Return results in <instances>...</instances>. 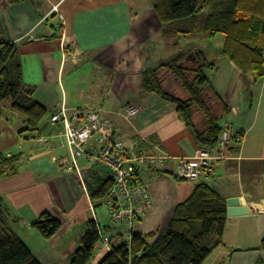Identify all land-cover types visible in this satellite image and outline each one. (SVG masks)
Instances as JSON below:
<instances>
[{
	"label": "crops",
	"instance_id": "obj_1",
	"mask_svg": "<svg viewBox=\"0 0 264 264\" xmlns=\"http://www.w3.org/2000/svg\"><path fill=\"white\" fill-rule=\"evenodd\" d=\"M214 3L220 5L203 18V34L201 15ZM154 6L155 0H0L5 40L19 45L25 83L35 89L34 100L48 114L41 129L28 131L29 136L24 134L23 116L21 124H15L13 131L20 139L0 155L18 156L19 161L15 171L0 179V200L9 225L42 264H71L91 219L115 243L129 242L127 234L132 231L154 243L200 183L215 188L226 199L227 208L229 199L240 198L250 210L249 215L228 217L222 243L209 261L264 264V79L254 82L224 57L225 36L216 49H208L220 34L210 35L207 18L234 9V3L212 0L200 15L197 32L190 36L201 35L207 44L200 52L208 65L204 70L212 88L207 98L217 109L215 116L244 140H233L229 159L195 182L177 178L178 159L192 157L201 149L193 130L181 121L178 105L143 90L145 70L167 64L182 52H178L179 43L172 42L180 36H163ZM164 75L166 80L159 75L164 90L187 101L186 90L173 73ZM221 101L229 107L228 115ZM128 105L141 108L130 121L123 117ZM92 108L102 109L111 118L114 134L132 155L153 152L167 157L152 168L157 175L140 172V181L151 184L153 207L131 226L99 223L91 188L112 179L113 173L106 166L75 160L65 141L64 124L52 122L62 109L71 118L78 109ZM204 128L205 124L200 130ZM45 212L62 222L50 240L32 228ZM110 252L97 246L91 264H100Z\"/></svg>",
	"mask_w": 264,
	"mask_h": 264
},
{
	"label": "trees",
	"instance_id": "obj_2",
	"mask_svg": "<svg viewBox=\"0 0 264 264\" xmlns=\"http://www.w3.org/2000/svg\"><path fill=\"white\" fill-rule=\"evenodd\" d=\"M230 1L234 3V9L210 14L206 30L210 35L223 34L224 57L243 74L252 76L253 81L258 82L264 79V0ZM211 2L212 0H155L154 8L163 25V36L187 37L196 33L200 15ZM183 60L182 53L167 64L145 70L143 90L156 93L178 105L179 117L193 130L198 146L214 151L218 148L224 126L218 122L221 117L211 114L206 106L208 89L212 88L208 76L203 72L206 58L202 52H197L200 67L195 70L197 75L192 83L188 79L189 69L183 66ZM160 69H168L173 73L189 93V100H181L164 90L158 73ZM34 90L25 83L19 45L5 40L0 19V117L7 108H11L26 119V131H39L48 114L45 107L34 100ZM215 96L218 97L216 93ZM220 103L224 114L228 115L229 107L222 101ZM194 107L208 111L204 130L197 129L194 124ZM18 161V156L0 155V179L15 171ZM113 181L112 178L98 188H91L92 201L107 200ZM101 205L100 203L99 207ZM227 211L226 199L212 186L200 183L190 198L177 207L171 223L154 243L132 231L129 242H114L112 251L100 264H207L222 243L229 219ZM32 228L43 238L50 240L59 233L62 222L45 212L34 222ZM99 240V225L91 219L71 264H91ZM0 264H42L9 225V214L2 202Z\"/></svg>",
	"mask_w": 264,
	"mask_h": 264
},
{
	"label": "built area",
	"instance_id": "obj_3",
	"mask_svg": "<svg viewBox=\"0 0 264 264\" xmlns=\"http://www.w3.org/2000/svg\"><path fill=\"white\" fill-rule=\"evenodd\" d=\"M140 109L138 105H128L123 117L133 120ZM52 122L64 124L65 141L75 160L92 166H106L112 171L114 181L105 201L110 219L116 224L130 226L144 219L153 207L154 196L151 184L141 182L139 174L146 170L151 176L157 175L152 168H157L167 157L153 152L132 155L123 139L114 134V124L102 109H78L71 118L67 116V110L62 109L52 117ZM235 139L243 142L244 137L224 126L216 150L199 149L192 157L178 159L177 177L195 182L204 175H211L217 164L229 159ZM75 166L77 168V164ZM99 233L98 248L112 251L113 238L100 226ZM127 236L131 238V232Z\"/></svg>",
	"mask_w": 264,
	"mask_h": 264
},
{
	"label": "rangeland",
	"instance_id": "obj_4",
	"mask_svg": "<svg viewBox=\"0 0 264 264\" xmlns=\"http://www.w3.org/2000/svg\"><path fill=\"white\" fill-rule=\"evenodd\" d=\"M219 5H220V3H218V4L214 3V5H212L210 8L205 9L204 13L201 15V20H200L201 33L205 34V31L203 29L205 22H204L203 18L207 15V13L210 9H217V7ZM180 37L181 38L176 39L177 41L175 39L174 40L170 39V40H173L172 42H178L179 43L180 49L178 50V52L182 51L179 55H181L182 53L184 54L183 62H185V63H183V66L189 69L188 79L192 83L193 80L195 79L196 75H197V71L195 72V70L200 65L199 61L197 60V52L203 50V48L206 47L207 44H206L205 38L202 37L201 35L192 36V37H194L193 39L191 36H189L187 38H182V36H180ZM218 37H220V39L213 40L212 41L213 43L211 45L212 47L209 46L208 49H211L213 51L212 48L216 49V45L219 42V40H224V35L220 34V35H218ZM153 54H156V51H154ZM148 56H152L151 52H148ZM156 59H159V57H157ZM205 65H206V67L208 66L206 63H205ZM165 70H168V69H165ZM159 72H158L159 75H161V73H162L163 77L166 80L168 76H166L164 74H167V72H169V70L164 71V70L160 69ZM203 72L205 74H207L205 70ZM173 88H175V87H173ZM209 90L210 89H208V92H210ZM183 94L186 96V100L190 99V95L188 92H187V94H186V92L185 93L183 92ZM172 95L175 96L174 94H172ZM206 106L208 109L211 110L210 111L211 114L216 115L217 109L215 108L214 105H212L210 99L206 100ZM207 112L205 110L199 108V107H194V112H193L194 124H195L196 128L198 126L199 130L201 129L203 124H206V122L208 120V116H207L208 113ZM20 120H21V115L19 113H17L16 111H14L11 108H7L6 112L2 116V119L0 120V153H2V154L6 153V151H7L6 149H8L10 147H15V145L17 144L18 140L20 139V135L18 132L15 134L13 130H15V127H16L15 124H21ZM218 122L221 123V120H218ZM24 134L26 136H29L28 131L24 132ZM26 136H23V137H26ZM105 201H106L105 199L100 200V201H96L97 208L95 209V216L98 219L99 223L102 224V226L105 225V223H110L112 221L109 217V213H108V209L105 205ZM100 203L102 205L99 207ZM37 234H38V232H37ZM208 263L209 264H219V262H214L212 260L209 261Z\"/></svg>",
	"mask_w": 264,
	"mask_h": 264
},
{
	"label": "water",
	"instance_id": "obj_5",
	"mask_svg": "<svg viewBox=\"0 0 264 264\" xmlns=\"http://www.w3.org/2000/svg\"><path fill=\"white\" fill-rule=\"evenodd\" d=\"M45 120L41 123V126ZM0 206H1V200H0ZM228 217L229 218H234V217H239V216H245L250 214V210L242 206V201L240 198H232L228 200Z\"/></svg>",
	"mask_w": 264,
	"mask_h": 264
}]
</instances>
